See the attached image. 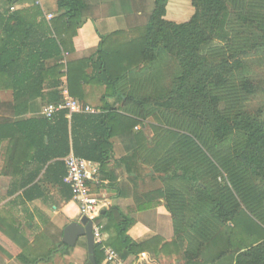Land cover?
Instances as JSON below:
<instances>
[{"label":"trees","instance_id":"obj_1","mask_svg":"<svg viewBox=\"0 0 264 264\" xmlns=\"http://www.w3.org/2000/svg\"><path fill=\"white\" fill-rule=\"evenodd\" d=\"M36 1L39 25L14 9L21 0H7L9 8L0 14V78H9L16 117L46 100V73L53 70L61 79L65 66L71 96L85 103L83 84L96 83L106 87L104 102L114 99L123 107L107 105L102 113L70 120L67 111L52 119L4 118L0 142L39 148L40 139L45 160L73 153L105 174L112 139L133 132L142 164L161 176L163 187L145 195L137 217L120 207V197L107 202L98 223L108 238L95 245L96 264H104L103 245L124 260L148 252L155 262L171 247L184 255L183 264H264V116L245 110L257 93L247 61H264V0H189L194 13L181 23L169 20V9L182 0H155L146 25L135 30L139 36L117 30L116 41L100 34L96 21L102 4L121 0ZM77 49L89 56L73 58ZM171 60L177 73L167 88L164 65ZM59 78L55 87L62 85ZM61 99L60 91L49 94V104ZM151 118L158 125L147 139L143 127ZM160 200L174 239L159 245V223L148 218L158 235L138 244L129 231Z\"/></svg>","mask_w":264,"mask_h":264},{"label":"crops","instance_id":"obj_2","mask_svg":"<svg viewBox=\"0 0 264 264\" xmlns=\"http://www.w3.org/2000/svg\"><path fill=\"white\" fill-rule=\"evenodd\" d=\"M6 1L0 0V4H5ZM154 1L121 0L104 3L100 6L96 27L100 34L112 35L111 38L114 41H116V33L113 34V32L122 29L125 30L127 37H138V31L135 30L146 25L149 15L154 9ZM17 2L14 9L21 11L26 19L34 21L36 25L43 21V17L36 12L38 9L36 0H21L18 4ZM1 12L3 10L0 11V14ZM68 45L69 50L64 51L65 57L71 51L70 43ZM77 50L71 53L73 58L80 60L89 56L87 52ZM61 63L65 65L66 60ZM66 68L65 66L61 72L64 74L61 79L53 70L46 73L43 89L46 100L42 102L39 99L34 111L31 110L28 114L20 117H16L15 110L11 107L14 94L7 87L10 84L9 78L1 77L0 120L7 118L25 121L42 118L41 112L37 108L40 105L45 107L50 103L49 94L51 92L60 91L61 94L65 90L69 92L65 75ZM58 78L62 85L55 87ZM105 90L106 87L96 83L83 84L85 103L94 108L96 114L102 113L107 105H112L115 109L123 107L121 102L114 99L104 102L102 98ZM140 127H136L135 131H139ZM143 129L148 139V129L145 127ZM132 137L133 132L128 135H118L112 139V159L106 166L105 174L101 173L100 185L93 187V192L101 202V214L108 209L107 202L120 197L123 200V203L119 204L120 207L125 212L137 217L138 207L144 201L145 195L149 193V187H152L154 183L153 177H149L150 167L143 165L136 154L139 143ZM38 141L39 148L25 144L15 148L12 141L2 140L0 142V264H35L37 260H40L37 264H87L88 250L84 238H80L73 248L68 247L67 249L62 246L64 229L81 218L72 189L64 182L66 176L64 159L45 160L46 156L43 153L48 155V151H44L40 139ZM147 141L152 142L151 140ZM48 144L49 141L46 138L43 145L48 146ZM141 144L146 146L147 142ZM38 152L41 153V156ZM12 156L13 159H11ZM159 189L161 188L157 190ZM152 191L154 190L151 189L150 192ZM160 203V206L152 204L148 213L143 215L145 218L143 223H136L130 229L129 235L138 244L153 241L152 239L158 235V232L152 229L156 227L154 225L150 227V223L145 222L148 218L155 219L159 223L157 229L161 231L163 237L161 242L158 240L159 245L160 243L162 245L170 243L174 239L165 203L163 200H160ZM159 215L162 217L160 218ZM101 227L103 226L101 225ZM104 235L107 239L108 235ZM22 244H26L24 249H22ZM169 254L176 253L173 248L166 247L162 253H158V256L160 258V256ZM144 258L150 260L148 252L139 256V259L143 260ZM134 259L135 257L132 256L127 261L131 263L130 260Z\"/></svg>","mask_w":264,"mask_h":264},{"label":"built area","instance_id":"obj_3","mask_svg":"<svg viewBox=\"0 0 264 264\" xmlns=\"http://www.w3.org/2000/svg\"><path fill=\"white\" fill-rule=\"evenodd\" d=\"M39 4V2H38ZM50 21L53 16L47 15ZM68 56V54H66ZM67 111L66 118H71L73 114H96V110L81 100L72 97L67 90L62 92V99L57 104H47L43 107L41 116L45 119H52L56 114ZM66 176L65 184L69 185L73 192L74 201L78 204L81 217H86L93 224L95 245L103 244L106 240L102 233V227L98 223L101 215V202L93 192V187L101 183V168L99 165L85 159L78 158L71 153L65 160ZM105 254L104 264H130L124 260L112 248L102 246Z\"/></svg>","mask_w":264,"mask_h":264},{"label":"rangeland","instance_id":"obj_4","mask_svg":"<svg viewBox=\"0 0 264 264\" xmlns=\"http://www.w3.org/2000/svg\"><path fill=\"white\" fill-rule=\"evenodd\" d=\"M9 5L7 4H0V11L3 9H8ZM169 20L174 21V22H186L189 21L191 16L193 15L194 9L191 6V3L189 0H182V1H177L175 2L172 6H170L169 9ZM221 41L218 43L220 44ZM257 61V60H256ZM253 59H249L247 61L248 67L252 71V80L256 86L257 93L255 96L249 99V101L245 104V110L250 113V114H261L264 116V61L257 63ZM176 63L174 61H168L164 65V69L166 72V79H164V87L169 88L171 86V83L173 82L175 75L177 73V68H176ZM158 121L151 118L148 119V121L145 123L147 126L145 127L148 129L147 135L149 139L154 138L153 134V126L158 125ZM141 129V127H140ZM171 171V170H170ZM149 177H153V185L152 187H149V192L151 189L157 190L158 188H162V182H161V176L157 173L154 172L153 168L150 167L149 169ZM163 177V176H162ZM165 203V202H164ZM161 203L156 206H160ZM84 247V245H83ZM89 255V254H88ZM159 257V256H158ZM178 260H180V264H183L182 261H184V255H180V258L178 254H169V255H163L160 256L158 261H155L156 263L158 262L159 264H178ZM130 264H156L155 262H152L150 259L144 258L142 259H137L135 261L130 260ZM157 263V264H158Z\"/></svg>","mask_w":264,"mask_h":264},{"label":"water","instance_id":"obj_5","mask_svg":"<svg viewBox=\"0 0 264 264\" xmlns=\"http://www.w3.org/2000/svg\"><path fill=\"white\" fill-rule=\"evenodd\" d=\"M80 238L86 240L89 260L92 264H96L93 224L92 222H89L86 217H81L64 229L62 243L67 247L73 248L76 246V243Z\"/></svg>","mask_w":264,"mask_h":264}]
</instances>
